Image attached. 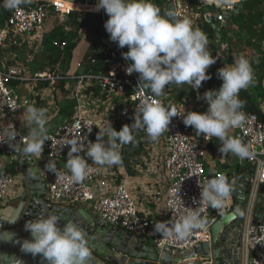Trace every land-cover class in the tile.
I'll return each mask as SVG.
<instances>
[{
  "label": "built area",
  "instance_id": "obj_1",
  "mask_svg": "<svg viewBox=\"0 0 264 264\" xmlns=\"http://www.w3.org/2000/svg\"><path fill=\"white\" fill-rule=\"evenodd\" d=\"M97 3V0H95ZM243 0H198L200 9L207 10L206 16H211L210 9L218 11L215 18L219 23L224 21L223 10L232 12L235 6ZM87 0L85 5H96ZM181 0H175L176 13L184 17L188 7L184 8ZM73 5H81L78 0H51L39 5L20 4L13 9L12 14L5 26L0 30V47H20L22 44L39 43L44 48L45 40L51 32L49 24H55L56 28H63L70 31L69 25L63 21L57 22L55 18L70 15L78 12ZM226 5V7L224 6ZM101 24L105 32L103 38L112 42L109 33L104 25L109 19L105 12H100ZM55 28V29H56ZM115 43V42H113ZM117 44V43H115ZM65 44L62 48H64ZM127 52V46L117 50L109 49L105 64L108 66V74L94 75L91 70L83 72V62L75 64V71L65 76L59 71H37L32 77L26 76L20 64L7 69L0 68V114L9 122L6 127L0 129V156L14 157L20 154L24 141L28 139L29 133L25 132L14 123L15 118L23 109L21 95L13 89L15 83H25L34 80L35 83L46 82L47 89H55L59 81L69 79L73 81L71 97L74 100L75 114L71 120L59 125L44 143L43 151L38 156L49 162L64 161L70 145L65 146L68 139L75 138L87 144L94 142L97 130L104 129V121L107 116L111 123L120 125H131L134 123L136 106L144 96L149 95L148 91L141 88L137 91L140 83L139 74L133 72L128 75L126 68L130 62L126 61L122 53ZM89 66V65H88ZM90 67V66H89ZM91 68V67H90ZM93 89H98L101 97L107 102L113 117L107 113L93 108L99 102ZM144 95H141V93ZM162 106L176 108L178 113L188 112L180 104L173 103L169 94L160 97H152ZM25 104H28L25 102ZM209 105H205L204 112ZM243 111V110H242ZM203 113V112H201ZM245 121L240 127L231 130L241 135V140L250 146L253 155L248 159L254 167V175L251 180L250 191L245 211L242 214L243 231L241 237L242 264H264V225L254 220L256 202L260 190L264 187V177L260 176L259 169L264 167V122L256 115L243 111ZM15 128L16 140L13 142L15 150L7 142L5 135L6 128ZM100 128V129H99ZM134 140V131L132 133ZM165 140L164 169L168 182L165 205L168 213V222L172 224L189 211H195L201 195L200 184L205 183L209 178L217 174L208 172L205 160L206 151L215 143L221 144L217 138L205 139L203 135H197L196 130L191 126H185L182 116L172 118L169 128L162 134ZM127 144L121 146L120 152ZM81 155H85L83 152ZM89 169L86 178L82 182H75L67 168H57L64 175L62 181H58L56 175L51 172L47 188L50 193L52 204L62 207L76 208L89 203L95 214L110 226H115L133 234L136 237H145L154 241L158 250L165 247H172L175 253L186 251L197 245L211 242L212 226L222 217L229 214L235 208V198L232 194L220 209H214L207 203H201V219L206 221L202 229L193 230L185 239L174 237H162L161 234L153 231L155 220L147 215L141 214L137 203L125 184H120L113 190L101 191L97 188V181L108 173L109 166H101L88 161ZM15 184V177L9 172H0V205L4 204L9 197V192ZM101 186V185H100ZM101 188V187H100ZM161 201V198H158ZM202 264H215L205 260Z\"/></svg>",
  "mask_w": 264,
  "mask_h": 264
},
{
  "label": "clouds",
  "instance_id": "obj_2",
  "mask_svg": "<svg viewBox=\"0 0 264 264\" xmlns=\"http://www.w3.org/2000/svg\"><path fill=\"white\" fill-rule=\"evenodd\" d=\"M23 0H3V6L9 10L17 9ZM226 7V5H224ZM103 9L109 16L105 29L112 42L128 51L122 53L130 64L126 68L128 75L139 74L141 88L148 91L136 106L134 123L124 125L117 131L111 124L97 133L96 142L87 144L75 138L68 139L70 145L65 167L72 179L82 182L88 172L90 158L93 164L101 166L118 165L121 162V146L133 141V131L142 129L147 137L155 142L169 128L173 117L182 116L185 126H191L197 135L205 139L217 138L221 141L219 152L223 155L233 154L240 159H250L253 155L250 146L241 138L228 135L232 128L240 127L245 121L244 101L240 99L242 89H247L254 81L252 62L241 54L234 58L231 65L218 70L223 81L218 90L206 91L201 99L209 107L206 112L188 111L178 113L176 108H168L152 97H160L169 85L189 84L199 89L202 82L210 79L207 69L216 62L208 50V37L198 28H194L188 19L176 18L172 13L161 14L153 0H97L96 11ZM141 95H144L142 92ZM27 120L29 137L24 141L20 155L26 159L37 156L43 151L44 143L49 139L45 110L27 106L23 115ZM7 142L15 150V128H6ZM105 137L107 140L105 141ZM3 142V141H0ZM85 155H81V153ZM53 172L58 181L64 179L55 165H45ZM264 177V167L259 169ZM201 195L195 201V211H189L175 223L157 222L153 231L162 237L176 239L187 238L193 230L202 229L206 221L201 219V203H207L214 209L224 206L231 194V187L225 176L217 174L200 184ZM243 213H241L242 215ZM16 223L17 221H8ZM2 227V226H0ZM24 230L30 232V239H16L14 232H7L9 239L20 245L21 252L33 256L40 255L47 264H89L92 256L89 239L83 228L76 222L68 221L60 226V217L51 213H42L24 224ZM14 264H24L22 259L8 256Z\"/></svg>",
  "mask_w": 264,
  "mask_h": 264
},
{
  "label": "crops",
  "instance_id": "obj_3",
  "mask_svg": "<svg viewBox=\"0 0 264 264\" xmlns=\"http://www.w3.org/2000/svg\"><path fill=\"white\" fill-rule=\"evenodd\" d=\"M41 3H46V0H35L32 3H21L23 5H39ZM168 3V2H167ZM165 4V9L166 5ZM185 7H188V11L184 17H180L181 19H188L191 22V25L194 28L200 29L198 19L200 15L191 13L190 7L184 3H182ZM74 9L78 10L79 13L83 14H100V12L96 11V5L90 6L81 3V5H73ZM200 7V3L198 2L197 9ZM190 8V9H189ZM200 9V8H199ZM202 9V8H201ZM204 9V8H203ZM244 9V8H243ZM206 10V9H204ZM211 10V9H210ZM243 11V10H242ZM207 12V10H206ZM166 9V14H167ZM233 18V17H232ZM231 18V19H232ZM57 22L63 21L66 25H69L70 31H73L74 25L69 19H66L65 16H59L55 18ZM227 22V27L229 22ZM218 26L220 24L218 21L214 22ZM57 23L49 24L50 29H55ZM76 26V25H75ZM78 28V26H76ZM63 29V28H62ZM86 28L80 29L78 28L79 33V41L76 47L77 49L84 48L82 53L76 55V50L74 52L73 62L67 72L61 71L60 69H52L49 71H59L62 75H69L75 71V64L77 62H83L85 66L82 71L86 72L87 70H91V68L83 61V57L87 52L89 46L96 41H98V36L94 33L83 34V31ZM236 30V27H234ZM227 30V28H226ZM225 30V31H226ZM224 31V32H225ZM223 32V35H224ZM92 34V35H91ZM208 37L213 38L212 35H208ZM229 38L235 39V33L228 34ZM219 40L217 38V42L220 44V53L223 56V63L225 65H231L233 62L229 60L230 49L228 47L227 41L225 39ZM42 47L39 43H36ZM226 45L227 48L223 49V46ZM35 46L34 43L22 44L20 47H12V48H0V68L7 69L9 67L20 64L22 66L23 71L26 76L32 77L37 71H48L42 65L36 67L34 62L35 58L33 55L30 56V52ZM44 49V48H43ZM2 50V51H1ZM236 58L240 55L238 53H233ZM251 62L252 59H255L252 62V68L254 70V81L247 88V90L253 95V98L256 100L258 106L260 107L262 114V121L264 122V68H260V62L263 60L264 62V42L262 43V50L259 54H256L255 51H248L244 54ZM255 65V66H253ZM260 73V74H259ZM259 74V75H258ZM258 75V76H256ZM260 76V77H259ZM45 82L35 83L34 80H29L28 82L21 84H13V89H15L22 97L24 102L23 109L19 115L15 118L14 123L16 126L29 133V128L27 126V120L22 116L24 109L27 106H35L37 108H42L45 110L46 119H47V128L48 135L51 134L59 125L64 124L71 120L75 114L74 108V100L71 97V87L73 86V81L69 79H63L59 81L55 89H47V86L44 85ZM92 90V89H91ZM94 92L98 91V95L93 94V97H97V104L93 107L101 110V112L111 114L112 112L109 110L110 107L107 105V102L101 97L98 89H93ZM92 90V91H93ZM171 97V101L176 104H180L187 111H196V112H204L205 105L207 102L200 97L203 96L204 93L194 89L191 85L184 84L183 87H178L173 90L170 88V92H167V95ZM27 102L28 104H25ZM76 107V106H75ZM110 123V119L105 117L104 128L107 127ZM9 122L0 114V129L6 127ZM112 126L120 131L122 128L120 125L111 123ZM100 130H97L96 134ZM139 131V132H138ZM228 135L233 137H238V133L232 131L231 129L228 132ZM107 137H105V141ZM133 147V149L129 152V162L125 163L122 158V152L126 147ZM138 146V147H136ZM219 143H215L211 145L209 149L206 151V163L208 172L210 174H221L226 175L228 172H232L233 169H241L239 166V158L234 156L233 154L223 155L219 152ZM120 152L121 162L118 165H113L109 168L108 173L103 175L102 178L97 181V188L101 191L113 190L120 184H125L128 187L129 192L133 196V199L137 203L138 210L141 214L147 215L155 222H168V213L166 210L165 199H166V191L168 182L165 175L164 169V159H165V140L164 136L161 135L159 139L155 142L151 141L145 131H141L137 129L134 131V140L128 143L124 149ZM36 160L44 167L49 161L42 160L39 156H34ZM88 161L90 158L85 157ZM66 161L53 162L58 168H66ZM237 161V163H235ZM226 167L228 169H226ZM44 178L46 180V184L50 177L51 172L47 167L44 168ZM9 172L14 174L15 184L12 186L9 192V197L2 207L11 206L16 201L17 198L22 194V189L20 185V179L18 177V170L16 166V162L13 160V157H8L1 155L0 156V172ZM234 175V174H233ZM235 189L237 191L238 181L233 180ZM101 185V186H100ZM101 187V188H100ZM264 188V187H263ZM48 189V188H47ZM158 198H161V201H158ZM78 209L85 208L89 211L93 216L98 217L95 212L92 210L91 204L86 203L76 207ZM99 218V217H98ZM100 219V218H99Z\"/></svg>",
  "mask_w": 264,
  "mask_h": 264
},
{
  "label": "water",
  "instance_id": "obj_4",
  "mask_svg": "<svg viewBox=\"0 0 264 264\" xmlns=\"http://www.w3.org/2000/svg\"><path fill=\"white\" fill-rule=\"evenodd\" d=\"M247 0L238 3L232 12L223 10L224 21L218 26L210 16L206 19L219 40L224 39L223 32L227 22L239 15ZM168 13L181 19L176 13L175 0H168ZM102 42L110 50L116 51L117 44L103 38ZM241 138V135L238 134ZM16 162L22 194L11 205H0V264H14V260L4 256H15L24 264H47L40 255L33 256L21 252L20 245L8 240L7 232H14L16 239H30L31 234L24 230V224L42 213H51L60 217V226L68 221L76 222L87 234L92 256L89 264H202L212 259L215 264H242L241 237L243 219L254 167L248 159H240L241 169H233L235 180L238 181L235 208L218 220L211 228L212 240L186 251L175 253L172 247L158 250L156 243L145 237H136L123 229L108 225L105 221L93 216L85 208L62 207L52 204L50 193L44 178L45 167L34 157L26 159L20 154L13 157ZM254 220L264 225V188L260 190L255 207ZM8 221H17L9 223Z\"/></svg>",
  "mask_w": 264,
  "mask_h": 264
},
{
  "label": "trees",
  "instance_id": "obj_5",
  "mask_svg": "<svg viewBox=\"0 0 264 264\" xmlns=\"http://www.w3.org/2000/svg\"><path fill=\"white\" fill-rule=\"evenodd\" d=\"M51 1V0H46ZM87 0H78L80 3H85ZM90 3L95 4V0H89ZM184 4L188 5L190 12L194 15H200L198 19L199 28L206 35H212L213 38L208 37V50L210 54L216 59V62L207 69V74L211 77L210 79L203 81L202 86L198 91L205 93L208 90H218L223 81L218 76V70L224 67L223 56L220 53V44L217 42L216 34L212 28L211 23L206 19V10L197 9L198 0H181ZM168 0H153V3L159 7L161 14H166L165 4ZM12 10H9L3 6V0H0V30L5 26L6 22L12 14ZM218 10L216 8H211V18L213 22H216L215 14ZM66 19H69L74 25L73 31L65 32L62 28H56L51 30L45 40L44 44V56L48 61V64L53 66V69H60L61 71L67 72L73 62L74 52L76 50L79 33L78 28L83 29L91 25L92 20L98 22V27L96 28V34L98 36V41L91 44L83 57V61L91 67V72L94 75H105L108 74V66L105 64V60L108 57L109 47L106 46L102 39L105 36V32L102 28L100 14H83L79 12H72L70 15H64ZM78 26V28L76 26ZM236 27V30L234 29ZM235 33L236 38H229L228 34ZM225 39L227 41L228 47L230 49L229 61L234 62L235 55L233 53H238V55L246 54L248 51H255L259 54L262 50V43L264 42V0H247L243 11L236 16H233L227 30L224 32ZM65 44L64 48L63 45ZM127 47V51H128ZM255 59H252L254 62ZM260 62V68H264L263 60ZM255 66V65H253ZM260 74V73H259ZM258 74V75H259ZM256 75V76H258ZM260 77V76H259ZM44 85L47 86L45 82ZM188 85V84H187ZM183 85H169L163 90V94L170 92V88L175 90L178 87H183ZM197 90V89H196ZM98 95V91H96ZM240 99L244 101L243 111L251 114H256L261 120L262 111L258 106L253 95L247 90L242 89L240 94ZM208 104V103H207ZM76 104H74L75 108ZM141 131H144L140 129ZM139 132V131H138ZM97 134L95 133L94 142H96ZM138 147V146H136ZM133 147H126L122 152V158L125 163L128 164L129 152ZM226 169H228L226 167ZM14 176V174H12ZM232 189L231 194L236 197V189L233 183L234 175L232 172H228L224 175Z\"/></svg>",
  "mask_w": 264,
  "mask_h": 264
},
{
  "label": "rangeland",
  "instance_id": "obj_6",
  "mask_svg": "<svg viewBox=\"0 0 264 264\" xmlns=\"http://www.w3.org/2000/svg\"><path fill=\"white\" fill-rule=\"evenodd\" d=\"M35 2V0H23V3H32ZM49 2V1H46ZM98 27V22L96 20H92L91 25L89 27H87L84 31L83 34H90V33H94L95 34V30ZM92 35V34H91ZM1 48V47H0ZM227 48L226 45L223 46V49ZM84 50V48L82 47L81 49H77L76 50V55H79V53H82ZM2 51V50H1ZM33 55L35 58V66L38 67L40 65H42V67H45L46 70H52L53 66L48 64V61L45 59L44 56V49L43 47L39 46L38 44H35L34 48L32 49V51L30 52V56ZM109 117H113V114H109ZM67 160V159H65ZM240 161V158H239ZM52 163V162H51ZM237 163V161L235 162ZM53 164V163H52ZM55 168L57 169L58 167L55 165ZM48 183V182H47ZM10 195V194H9ZM10 198V197H9Z\"/></svg>",
  "mask_w": 264,
  "mask_h": 264
},
{
  "label": "bare ground",
  "instance_id": "obj_7",
  "mask_svg": "<svg viewBox=\"0 0 264 264\" xmlns=\"http://www.w3.org/2000/svg\"><path fill=\"white\" fill-rule=\"evenodd\" d=\"M97 12H105L103 9H101V10H99V11H97Z\"/></svg>",
  "mask_w": 264,
  "mask_h": 264
}]
</instances>
